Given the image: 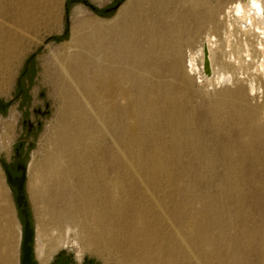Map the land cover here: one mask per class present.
Wrapping results in <instances>:
<instances>
[{
    "label": "rangeland",
    "instance_id": "1",
    "mask_svg": "<svg viewBox=\"0 0 264 264\" xmlns=\"http://www.w3.org/2000/svg\"><path fill=\"white\" fill-rule=\"evenodd\" d=\"M238 1L0 0V264H21L17 164L37 264H147L146 243L264 264V77L213 84L190 59ZM42 232L70 244L44 262Z\"/></svg>",
    "mask_w": 264,
    "mask_h": 264
},
{
    "label": "bare ground",
    "instance_id": "2",
    "mask_svg": "<svg viewBox=\"0 0 264 264\" xmlns=\"http://www.w3.org/2000/svg\"><path fill=\"white\" fill-rule=\"evenodd\" d=\"M228 8L226 12L229 20L224 28L225 38L221 41L209 38L200 48V64L197 63L198 57L194 53L190 58L191 65L199 71L202 78L213 84L221 81L236 83L235 80H238L241 74L239 71L245 68L248 70V67L254 68L258 77L249 76L247 83L250 90H259L258 80L264 77V0L238 1ZM204 47L207 49L208 73L204 71L203 66ZM18 233L21 240L22 231L19 227ZM45 237L44 232L36 237V253L44 262L48 260L50 252H56L70 244L69 239L59 235L54 246L48 250ZM145 250L148 254L146 263L159 264L153 260L150 243L145 244Z\"/></svg>",
    "mask_w": 264,
    "mask_h": 264
},
{
    "label": "water",
    "instance_id": "3",
    "mask_svg": "<svg viewBox=\"0 0 264 264\" xmlns=\"http://www.w3.org/2000/svg\"><path fill=\"white\" fill-rule=\"evenodd\" d=\"M114 7L113 9H116ZM204 71L208 73V60H207V49L204 47ZM3 108V105L1 106ZM17 171L21 172L20 176H13L11 171L7 168L6 175L8 183L12 188H14L17 192L16 203L19 207L21 214L24 217V229L22 232V241H21V264H37L35 259V251L33 248V243L35 240V232L31 226V222L29 219V212L27 210L28 202L26 200V196L24 194L25 182H26V165L18 164L16 167ZM11 170H14V166L11 167Z\"/></svg>",
    "mask_w": 264,
    "mask_h": 264
},
{
    "label": "flooded vegetation",
    "instance_id": "4",
    "mask_svg": "<svg viewBox=\"0 0 264 264\" xmlns=\"http://www.w3.org/2000/svg\"><path fill=\"white\" fill-rule=\"evenodd\" d=\"M2 105L0 104V111H4V110H6V106L5 105H3V108L1 107ZM18 165V164H17ZM17 167V166H16ZM17 170V169H16ZM81 261H82V259H78V262H79V264H83V263H81ZM61 264H76V263H73L72 261H65V262H63V263H61ZM84 264H86V263H84Z\"/></svg>",
    "mask_w": 264,
    "mask_h": 264
}]
</instances>
